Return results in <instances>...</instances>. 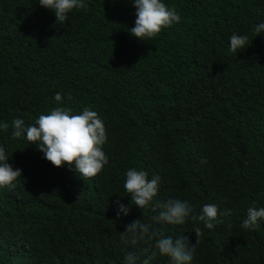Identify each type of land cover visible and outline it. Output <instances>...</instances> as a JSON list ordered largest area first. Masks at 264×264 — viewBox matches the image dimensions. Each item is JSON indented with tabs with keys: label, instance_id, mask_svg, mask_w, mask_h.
I'll use <instances>...</instances> for the list:
<instances>
[{
	"label": "trees",
	"instance_id": "16d2710c",
	"mask_svg": "<svg viewBox=\"0 0 264 264\" xmlns=\"http://www.w3.org/2000/svg\"><path fill=\"white\" fill-rule=\"evenodd\" d=\"M86 2L60 22L38 0H0V121L90 107L109 158L85 178L14 140L11 127L0 132L8 163L22 170L0 188V264H122L128 253L142 264L152 243L133 245L124 233L136 220L193 245L201 228L192 264H264V221L241 227L249 207H264V35L253 31L264 0H164L181 21L146 41L129 32L131 0ZM234 33L249 38L238 53L229 51ZM133 167L160 177L154 202L231 214L218 213L211 230L191 218L156 224L157 213L135 205L118 217L114 202L130 204L123 183Z\"/></svg>",
	"mask_w": 264,
	"mask_h": 264
},
{
	"label": "clouds",
	"instance_id": "9594fccd",
	"mask_svg": "<svg viewBox=\"0 0 264 264\" xmlns=\"http://www.w3.org/2000/svg\"><path fill=\"white\" fill-rule=\"evenodd\" d=\"M40 6L50 10L56 21L65 22L69 13L74 9L88 7L86 0H38ZM135 8L134 26L129 30L130 34L141 40L151 39L158 35L162 29L171 27L181 21V17L174 7H168L164 0H131ZM254 35H264V21L254 26ZM248 36L232 34L229 37V51L238 53L246 48ZM70 98V97H69ZM54 100L62 105L63 96L56 93ZM11 127V137L14 140L23 139L29 143H35L37 149L43 153L44 158L55 167L64 164L74 170L79 176L91 178L99 174L109 163V158L103 150L107 141L106 129L99 114L90 107H83L82 111L74 113L67 106H57L47 114L39 115L34 123H26L22 118H13L11 125L0 121V132H6ZM10 157L6 148L0 145V188L14 187V182L21 177L22 170L14 169L9 163ZM74 165V167H73ZM160 177L148 178L144 170L129 168L124 173L123 187L129 194L130 204L115 201L117 216L128 215L131 205L139 209H149L157 213L151 217L156 224L167 223L184 225L191 218L202 222L204 228L213 229L214 221L218 213L223 216L230 215L220 211L215 204H205L197 215H192L193 206L188 200L169 198L165 202H154L159 191ZM264 221V207L247 209L246 218L241 227L254 231ZM198 238L203 235L201 228L194 231ZM124 233L130 234V243L151 242L153 251L142 261V264H150L157 256L166 257L168 264H192L195 244H191L187 236L179 235L173 238L158 229L153 223L138 222L129 224ZM138 257L128 253L122 264H137Z\"/></svg>",
	"mask_w": 264,
	"mask_h": 264
}]
</instances>
